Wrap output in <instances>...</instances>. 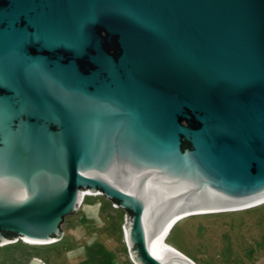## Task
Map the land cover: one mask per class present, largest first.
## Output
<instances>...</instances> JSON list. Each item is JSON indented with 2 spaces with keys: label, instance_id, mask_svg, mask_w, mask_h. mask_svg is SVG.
Here are the masks:
<instances>
[{
  "label": "water",
  "instance_id": "1",
  "mask_svg": "<svg viewBox=\"0 0 264 264\" xmlns=\"http://www.w3.org/2000/svg\"><path fill=\"white\" fill-rule=\"evenodd\" d=\"M88 194L134 264H193L169 224L263 202L264 0H0V244L57 241Z\"/></svg>",
  "mask_w": 264,
  "mask_h": 264
},
{
  "label": "rangeland",
  "instance_id": "2",
  "mask_svg": "<svg viewBox=\"0 0 264 264\" xmlns=\"http://www.w3.org/2000/svg\"><path fill=\"white\" fill-rule=\"evenodd\" d=\"M124 214L99 194L84 195L78 211L60 224V239L0 245V264H28L31 258L44 264H134L124 239ZM192 216L172 225L167 245L197 264H264V202Z\"/></svg>",
  "mask_w": 264,
  "mask_h": 264
},
{
  "label": "bare ground",
  "instance_id": "3",
  "mask_svg": "<svg viewBox=\"0 0 264 264\" xmlns=\"http://www.w3.org/2000/svg\"><path fill=\"white\" fill-rule=\"evenodd\" d=\"M84 197V196H83ZM262 202V201H261ZM261 202H258V204H260ZM263 202H264V200H263ZM257 205V204H256ZM255 206V205H254ZM249 207V206H248ZM248 207H244V208H242V209H246V208H248ZM251 207V206H250ZM241 208H239V210H240ZM177 221V220H176ZM176 221L172 224V225H174L175 223H176ZM171 224H169L168 225V228L167 229H164L163 230V234H161V237H160V243L163 245V246H165V247H167L168 249H170V250H172V251H174V252H176V253H178V254H180V255H182V256H184L182 253H180V251L178 252L177 251V249H176V251H175V248L173 247H171V246H169V245H167L165 242H166V240H165V237H166V235L168 234V232L171 230V227H172V225L170 226ZM166 230H167V232H166ZM166 232V233H165ZM24 242H26V241H24ZM30 243V242H29ZM0 245H2V244H0Z\"/></svg>",
  "mask_w": 264,
  "mask_h": 264
},
{
  "label": "flooded vegetation",
  "instance_id": "4",
  "mask_svg": "<svg viewBox=\"0 0 264 264\" xmlns=\"http://www.w3.org/2000/svg\"><path fill=\"white\" fill-rule=\"evenodd\" d=\"M173 248V247H172ZM175 251H176V249H175ZM178 251V250H177ZM179 252V251H178ZM181 253V252H180ZM184 254V253H183ZM184 257H186V258H188L193 264H197L194 260H192L191 258H189L187 255L185 256L184 255Z\"/></svg>",
  "mask_w": 264,
  "mask_h": 264
},
{
  "label": "trees",
  "instance_id": "5",
  "mask_svg": "<svg viewBox=\"0 0 264 264\" xmlns=\"http://www.w3.org/2000/svg\"><path fill=\"white\" fill-rule=\"evenodd\" d=\"M103 197V196H102ZM83 201V200H82ZM110 202H112L111 200H109ZM113 203V202H112ZM114 204V203H113ZM78 211V210H77ZM190 217V216H189ZM191 217H193V216H191ZM169 233V232H168ZM169 235V234H168ZM17 238V237H16ZM17 242H21L22 243V241L21 240H19L18 238H17V240H16ZM169 245V244H168ZM170 246V245H169Z\"/></svg>",
  "mask_w": 264,
  "mask_h": 264
}]
</instances>
